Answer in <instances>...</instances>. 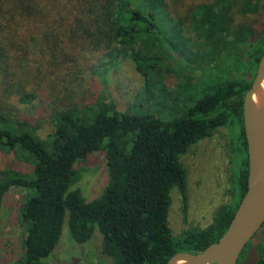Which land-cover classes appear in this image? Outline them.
<instances>
[{
	"label": "trees",
	"instance_id": "trees-1",
	"mask_svg": "<svg viewBox=\"0 0 264 264\" xmlns=\"http://www.w3.org/2000/svg\"><path fill=\"white\" fill-rule=\"evenodd\" d=\"M168 9L169 0H0V149L32 165L30 173L0 170V207L11 188L28 191L20 211L24 250L11 264H48L44 260L57 246L65 221L76 244H85L97 230L102 253L113 264H166L177 253L199 254L226 231L247 189L243 99L264 53V0H214L190 8L189 23L215 61L227 56L249 71L215 83L170 120L119 112L99 100L55 112L53 132L42 140L31 124L11 116L13 107L5 100L15 94L21 104L35 99L10 81L12 67L27 59L31 42L51 51L61 79L68 68L59 56L103 49L110 62L126 57L144 77L143 103L150 101L154 84L148 74L156 70L157 50L163 42L178 45L177 31L170 33L167 23L181 25V19L171 17ZM237 16L242 19L235 24ZM229 127L235 134V147L231 139L228 148L235 166L227 191L231 202L218 209L206 228L174 237L167 220L171 190L179 193L185 215L187 209V172L180 157ZM97 153L104 155L108 182L100 195L86 201L75 187L82 179L78 165ZM257 252L254 264H264V234Z\"/></svg>",
	"mask_w": 264,
	"mask_h": 264
},
{
	"label": "rangeland",
	"instance_id": "rangeland-1",
	"mask_svg": "<svg viewBox=\"0 0 264 264\" xmlns=\"http://www.w3.org/2000/svg\"><path fill=\"white\" fill-rule=\"evenodd\" d=\"M213 1L169 0L170 16L181 19V25L167 23L170 33L177 31L175 42L178 45L173 47L163 42L164 45L158 48L156 70L148 74L149 81L154 84L153 94L146 104L143 103L144 77L126 57H114L113 61L116 62H110L109 54L103 49L98 52L81 51L74 56L71 53V58L58 55L68 68V72H65L67 76L61 79L54 71L51 51L43 45L33 47L30 42L27 59L12 67L14 75L10 76V81L14 89L33 94L35 99L31 104H21L16 94L7 97L5 100L13 107L11 116L31 124L42 140L53 132L55 112L92 106L99 100L110 102L119 112L151 113L163 120H170L178 114L177 110L189 108L204 94L211 92L215 83L241 78L249 71L242 63L236 59L232 62L227 56L224 60L215 61L210 47L204 46L189 23L190 8ZM241 19L237 16L235 24ZM159 25L161 31L165 32L163 25ZM179 47L183 48L182 53L178 51ZM162 81L164 83L160 86ZM234 136L231 127L219 129L180 157L187 172V209L185 215L179 193L176 189L171 190L167 220L174 237L185 230L206 228L218 209L231 202L227 191L235 166L228 156V148L231 139L235 147ZM78 168L82 171V179L75 187L81 190L86 201H91L100 195L108 182L104 155L93 154ZM0 170L30 173L32 165L28 159H19L13 152L0 149ZM27 193L24 188L13 187L3 198L0 207L2 264H11L23 254L25 227L20 222V211ZM263 234L264 225L244 249L239 264H254L258 256L257 245ZM44 262L113 264L102 253L101 236L97 230L88 242L76 244L69 235L66 221L57 246Z\"/></svg>",
	"mask_w": 264,
	"mask_h": 264
},
{
	"label": "water",
	"instance_id": "water-1",
	"mask_svg": "<svg viewBox=\"0 0 264 264\" xmlns=\"http://www.w3.org/2000/svg\"><path fill=\"white\" fill-rule=\"evenodd\" d=\"M264 53L243 99L247 143V189L220 239L199 254L173 255L166 264H236L248 242L264 225Z\"/></svg>",
	"mask_w": 264,
	"mask_h": 264
},
{
	"label": "bare ground",
	"instance_id": "bare-ground-1",
	"mask_svg": "<svg viewBox=\"0 0 264 264\" xmlns=\"http://www.w3.org/2000/svg\"><path fill=\"white\" fill-rule=\"evenodd\" d=\"M262 88H263V91H264V83H263V85H262Z\"/></svg>",
	"mask_w": 264,
	"mask_h": 264
}]
</instances>
